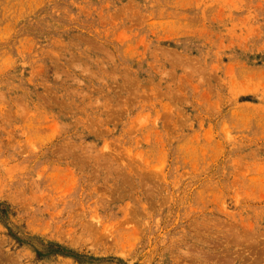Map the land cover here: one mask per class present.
Instances as JSON below:
<instances>
[{
    "label": "rangeland",
    "instance_id": "obj_1",
    "mask_svg": "<svg viewBox=\"0 0 264 264\" xmlns=\"http://www.w3.org/2000/svg\"><path fill=\"white\" fill-rule=\"evenodd\" d=\"M0 264H264V0H0Z\"/></svg>",
    "mask_w": 264,
    "mask_h": 264
}]
</instances>
